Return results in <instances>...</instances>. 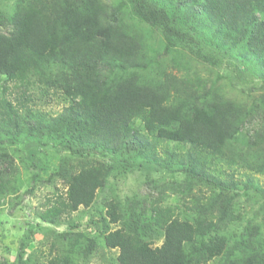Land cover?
<instances>
[{
	"label": "trees",
	"instance_id": "obj_1",
	"mask_svg": "<svg viewBox=\"0 0 264 264\" xmlns=\"http://www.w3.org/2000/svg\"><path fill=\"white\" fill-rule=\"evenodd\" d=\"M256 176L264 0H0V200L63 188L0 264H264Z\"/></svg>",
	"mask_w": 264,
	"mask_h": 264
},
{
	"label": "rangeland",
	"instance_id": "obj_2",
	"mask_svg": "<svg viewBox=\"0 0 264 264\" xmlns=\"http://www.w3.org/2000/svg\"><path fill=\"white\" fill-rule=\"evenodd\" d=\"M230 88L228 87V91ZM232 93H235L234 90H232ZM232 95V94H228ZM54 100L50 102L44 108L45 111L48 113H51L52 115L54 113H58L62 110L64 106L67 105V102L62 99V97H53ZM166 144H163L165 146ZM171 148H174L173 145H171ZM240 171V170H239ZM242 173H237L239 178L246 179V177ZM257 181L259 184L264 186V177L262 176H256ZM140 176L138 174H135L133 176H130L128 180L126 181V184L124 186H120L121 188L120 193L121 194H131L132 191H138L140 189L139 182H140ZM25 190L22 188L20 192H23ZM54 190H63L62 186L59 183H56L55 185H48L46 187H38L33 195H22L21 193L17 197H7L5 199L0 200V245L2 244H9L10 246H16L18 239L23 235L25 232V229L27 227V224L29 223H38L39 221L34 217V212L37 208H41V206L44 204L45 198L52 196V193ZM247 204H244L243 206H246ZM247 212H251L249 207H245ZM90 212V210L88 211ZM81 212L73 214L71 217L74 221H80L84 220L87 217V213L85 211V214H82ZM82 216V217H81ZM43 226H46L45 224L41 223ZM48 227V226H47ZM53 228V227H51ZM55 228V227H54ZM63 226H60L57 229L58 231L63 230ZM2 235V237H1ZM40 235L36 236V240H40ZM161 243V240L158 241V245ZM14 248V247H13ZM42 249H44V246H41ZM34 249V246L31 245L27 248V252H30ZM116 251H109L106 248H103L100 246L98 249V252L93 258L91 259L89 264H116L115 257H116ZM11 255H14V251L11 253ZM12 257H10L11 259Z\"/></svg>",
	"mask_w": 264,
	"mask_h": 264
}]
</instances>
